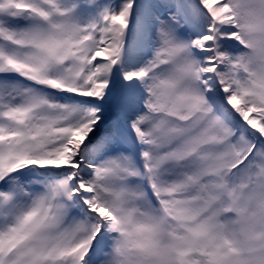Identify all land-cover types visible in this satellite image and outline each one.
<instances>
[{
  "label": "snow or ice",
  "instance_id": "1",
  "mask_svg": "<svg viewBox=\"0 0 264 264\" xmlns=\"http://www.w3.org/2000/svg\"><path fill=\"white\" fill-rule=\"evenodd\" d=\"M0 264H264V0H0Z\"/></svg>",
  "mask_w": 264,
  "mask_h": 264
}]
</instances>
